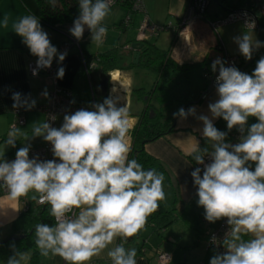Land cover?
Returning a JSON list of instances; mask_svg holds the SVG:
<instances>
[{
    "label": "clouds",
    "instance_id": "9594fccd",
    "mask_svg": "<svg viewBox=\"0 0 264 264\" xmlns=\"http://www.w3.org/2000/svg\"><path fill=\"white\" fill-rule=\"evenodd\" d=\"M49 2L55 7L56 0ZM78 3L79 16L69 29L71 35L79 41L87 27L92 42L102 44L108 31L103 21L113 0ZM0 26L9 27L7 15ZM246 27L254 31L255 22H248ZM12 28L38 58L36 69L50 68L57 56L59 62L65 60L67 53H58L36 16L21 17ZM234 40L246 60H251L253 52L264 46V42L253 40L247 33ZM218 66L219 99L208 105L212 119L206 115L197 117L203 122L202 135L212 142V150L201 149L197 142L189 153L197 164L204 165L202 176L199 167L191 176L205 219L210 223L226 219L230 226L223 241L226 251L215 254L210 264H264V57L257 61L252 74L225 67L219 58L211 66L213 72ZM36 69L33 75H37ZM64 75L65 69L60 67L57 78ZM43 95L47 97V91ZM118 99L109 96L92 105L94 110L66 114L59 128L49 122L56 120L55 115L35 126L31 138L43 137L52 145L57 159H30L27 143L16 151L14 161L0 159V185L12 200L34 192L33 200L50 205L55 223L35 226V244L44 257L51 254L66 264H90L93 257L108 249L112 264H137L136 249H126L124 243L144 229L148 217L166 198L165 177L156 169L145 170L136 159H129V107L127 103L118 107ZM12 100L13 109L31 110L36 106L35 100L22 98L18 92L13 93ZM189 115H196L195 107L173 113L182 120ZM221 117L229 131L237 128L241 132L239 143L225 142L227 133L213 124V119ZM250 117L258 122L247 126ZM19 134L16 125H12L6 147L15 148ZM206 155L211 157V163L205 164ZM244 236L252 238L245 240ZM117 238L123 243L109 248ZM11 247L13 254L7 264H22L28 259L14 244Z\"/></svg>",
    "mask_w": 264,
    "mask_h": 264
},
{
    "label": "crops",
    "instance_id": "0c3cea01",
    "mask_svg": "<svg viewBox=\"0 0 264 264\" xmlns=\"http://www.w3.org/2000/svg\"><path fill=\"white\" fill-rule=\"evenodd\" d=\"M190 1L142 0V3L152 23L157 25L171 23L172 25L157 36H151L147 41L161 50H167L171 59L179 65H194L186 74L187 80L181 82V89L188 88L193 95L191 100H194L207 83L208 78L204 76L206 70L209 73L213 71L211 66L217 58L224 61L226 55L236 56L238 59L237 69L252 74L257 61L264 57V54L261 53L264 48L262 46L253 52L251 60H246L234 40L235 37L247 33L252 35L253 40L264 42V0H210L203 18L198 17L183 28L176 27L187 12ZM232 9L255 13L258 17V24L256 23L254 31L245 28L241 21L219 26L216 30L210 26V21ZM29 14L39 19L38 7L34 0H0V21L5 15L9 18L7 29L0 26V158L16 153L26 143L32 147L44 142L43 137L31 138L33 128L45 122L44 114L38 111H26L23 107L13 109V93L18 92L22 98L35 100L36 106H40L45 104L48 98L43 93L47 91L49 95L54 84L61 88L71 89L77 102L83 104L88 110H94L92 105L102 103L109 96L119 98L118 107L127 103L130 113L128 136L131 143L130 130L145 106L142 98L138 97L134 91L138 88L149 90L155 81V74L152 71L137 67L138 63L132 62L133 50L124 48L135 41L142 14L139 12L130 13V21L125 25L122 21L128 14V7L123 4L111 6L108 16L103 21V25L108 29L103 43L97 45L92 42L91 32L85 27L79 45L72 46L68 50L65 60L58 63L53 75L54 79L44 72L37 76L28 73L27 63L38 58L30 53L29 48L22 42L23 38L14 32L12 24ZM73 22L58 24L54 28L41 21L40 24L42 29L47 32L52 45L58 50L62 41L67 36H72L69 29L73 26ZM112 48H116L120 55L118 54L116 58L117 69L108 72L109 84L105 92L106 82L99 66L90 72L89 80L86 79V75L82 71V55H95ZM60 67L65 69L62 79L57 78ZM218 99L216 85H210L198 102L192 101L191 104L183 107L185 111L190 107H195V116L189 115L187 119L183 120L175 117L172 131L144 144L145 151L158 159L166 170L163 173L165 177L163 189L166 198L159 202V206L176 200V210L180 212L193 197L197 196V186L194 185L191 176V172L196 169V162L189 153L197 145V142L201 149L207 147L209 151L212 150V142L207 141L202 135L203 122L197 117L206 115L212 119L208 105ZM16 110L23 111L25 123L17 127L20 134L17 136L16 147H6L7 134L11 130L9 124L13 120ZM64 116V114L57 116L56 128L62 126ZM256 122L258 121L255 117H250L247 126ZM213 124L218 130L227 133L225 142L230 143L237 128L229 131L227 122L222 117L213 119ZM25 136L30 139L26 141ZM254 167L253 164V170ZM33 195L36 194L29 192L26 197L29 200ZM23 210L22 197L12 200L8 193L0 190V241L13 235L12 222ZM203 219L205 217L200 218V223ZM217 223L218 221L210 223V226H215ZM250 238L252 237H243L245 240ZM136 242L142 245L135 258L137 264H161L156 258L157 250H162L170 255V260L166 264H196L198 262L210 264L213 255V250L207 247L206 231L197 232L182 219L161 230H155L147 222L144 229L139 232ZM116 244H119V238L109 248ZM107 251L108 249H105L101 255L93 257L90 264H112L107 256ZM21 253H26L28 256V259L22 261V264H66L59 256L51 254L48 257L39 255L32 260L31 251ZM8 258L0 260V264H7Z\"/></svg>",
    "mask_w": 264,
    "mask_h": 264
},
{
    "label": "trees",
    "instance_id": "16d2710c",
    "mask_svg": "<svg viewBox=\"0 0 264 264\" xmlns=\"http://www.w3.org/2000/svg\"><path fill=\"white\" fill-rule=\"evenodd\" d=\"M34 1L38 7L40 21L49 27L54 28L58 24L73 22L79 16L78 0H56L55 7L49 0ZM118 53L116 48H112L95 55H82L85 63L95 60L100 67L104 81L107 82L105 92L109 84L108 72L117 69ZM136 66L152 71L155 74V81L149 90L138 88L134 91L138 97L142 98L145 106L130 130L129 159H136L145 170L154 168L157 172L164 173L166 170L162 163L145 151L144 144L172 131L175 119L173 113H178L181 106L191 104L192 101L198 102L201 99V93L208 90L209 81L207 80L203 91L197 94L196 99L191 100L193 95L188 88L181 89V82L187 80L186 74L194 65H179L171 59L167 50H161L148 41H144L140 48V57ZM82 71L84 72L83 67ZM86 79L89 80L87 77ZM150 112L153 114L150 115ZM197 201L198 196L193 197L180 212L176 210V200L166 205L161 204L158 210L149 216L147 222L155 230H161L182 219L191 229L197 232L205 231V227L200 223V218L205 217L204 209L198 206ZM40 223L53 225L50 206L37 205L35 200L30 198L27 208L20 212L11 225L13 235L23 234V236L16 239L5 238L0 241V260L13 254L11 247L13 244L18 252L31 251L32 260L41 255L35 244V226ZM138 237L139 233L128 238L124 247L134 248L139 253L142 245L136 242ZM120 241L123 243L121 239Z\"/></svg>",
    "mask_w": 264,
    "mask_h": 264
},
{
    "label": "built area",
    "instance_id": "2783aa9c",
    "mask_svg": "<svg viewBox=\"0 0 264 264\" xmlns=\"http://www.w3.org/2000/svg\"><path fill=\"white\" fill-rule=\"evenodd\" d=\"M210 0H191L187 9V12L185 15L180 19V21L177 23L176 27L183 28L184 26L190 24L193 22L196 18L200 17L203 18L205 16V11L208 6ZM115 4H123L128 7V14L124 17L123 23L125 25L128 24L130 21V13L132 12H139L142 14V18L139 22L138 28H137V34L135 41H147L151 36H157L159 33L169 29L172 27L171 23H165L163 25H157L152 23L149 20V17L147 16L142 0H113V3L111 6ZM235 21H241L245 28L251 29L250 27H246L247 23L250 21L255 22L256 27V21L254 18V15L247 10L242 9H232L228 10L224 15L210 21V26L216 30L217 27L226 25ZM78 46L79 41L72 36H67L64 41L59 46L58 53H64L68 52V50L72 46ZM125 49L130 48V46L126 45L124 47ZM83 59V57H82ZM237 57L236 56H228L226 55L224 58L225 67H236L237 64ZM36 61L37 60H31L27 63V70L28 73L32 76H37L40 73L44 72L48 74L50 77L53 78L54 72L56 70V67L59 63L58 56L53 58V62L50 68H40L36 69ZM97 66V63L95 60L89 61V63H85L83 61V69L86 77L90 78V72L95 69ZM33 69L37 70V75H33ZM215 74V76H213ZM219 75V66L217 67V70L215 72L209 73L208 70L205 72V77L210 80H212V85H216V77ZM54 79V78H53ZM80 109H86L88 110L83 104L77 102L73 92L71 89L67 88H61L58 87L56 84H54V87L52 91L49 93L47 101L45 104L40 106H35L31 110L26 111H38L44 114L45 121H47L48 117L50 115H55L56 117L61 114H74L77 110ZM57 119V118H56ZM53 127H56V120L55 121H49ZM25 123L23 111L16 110L14 114L13 120L9 124V128H12V125H16V127L22 126ZM241 132L237 129L233 133V139L231 140V144L235 145L240 142ZM52 145L49 142L44 141L43 143L30 147L29 151V158H38L40 161H46V160H53L57 159L54 157L52 153ZM15 154L13 153L7 157L0 158L5 159L6 161H14ZM205 164L211 163V157L205 156L204 157ZM57 162H59L57 160ZM195 167L201 168V171L204 170V165L195 164ZM0 190L4 193H8L7 189L0 185ZM24 209L27 208L28 205V199L27 197H22ZM35 203L37 205H43L38 202V199L35 200ZM50 206V205H49ZM77 211V210H76ZM53 224L55 223L54 218ZM201 224L203 227H205V231L207 233V247L211 248L213 250V255L218 253H224L226 249L223 247V241L225 239L226 233L229 231L230 226L227 224L226 219L218 220V223L215 226H210V222H208L206 219H203L201 221ZM213 237H215V240H213ZM230 238V237H229ZM121 243L119 238V244ZM156 258L159 263L166 264L170 260V255L167 252H164L162 250L156 251ZM196 264H204L203 262H198Z\"/></svg>",
    "mask_w": 264,
    "mask_h": 264
},
{
    "label": "water",
    "instance_id": "95a60500",
    "mask_svg": "<svg viewBox=\"0 0 264 264\" xmlns=\"http://www.w3.org/2000/svg\"><path fill=\"white\" fill-rule=\"evenodd\" d=\"M252 14L254 15L255 21H256V23L258 24V17H257V15H256L255 13H253V12H252ZM142 46H143V42H141V41H134V42H132L131 45H130V48L133 50V52H132V62H133L134 64H137V63H138V58H139V56H140V48H141ZM213 76H215V74H214ZM107 79H108V78H107ZM212 80H213V78H211V79L209 80V86L212 85ZM106 83H107V82H106ZM209 86H208V89H209ZM204 93H205V91L201 93V96H202ZM193 102H195V101H193ZM183 107H184V106H181L180 109L183 108ZM148 218H149V217H148ZM22 236H23V234H20V235H10V236L7 237V239H16V238H20V237H22Z\"/></svg>",
    "mask_w": 264,
    "mask_h": 264
},
{
    "label": "rangeland",
    "instance_id": "374dc122",
    "mask_svg": "<svg viewBox=\"0 0 264 264\" xmlns=\"http://www.w3.org/2000/svg\"><path fill=\"white\" fill-rule=\"evenodd\" d=\"M115 5H117V4H115ZM229 24H233V22H232V23H229ZM257 50H258V49H257ZM257 50H256V51H257ZM261 53L264 54V48H262V52H261ZM118 54H119V53H118ZM119 55H120V54H119ZM117 56H118V55H117ZM198 72H199V71H198ZM198 72H197V73H198ZM194 94H195V92H194Z\"/></svg>",
    "mask_w": 264,
    "mask_h": 264
},
{
    "label": "flooded vegetation",
    "instance_id": "af4514ba",
    "mask_svg": "<svg viewBox=\"0 0 264 264\" xmlns=\"http://www.w3.org/2000/svg\"><path fill=\"white\" fill-rule=\"evenodd\" d=\"M104 79V78H103ZM153 114V112H150V115H152Z\"/></svg>",
    "mask_w": 264,
    "mask_h": 264
}]
</instances>
